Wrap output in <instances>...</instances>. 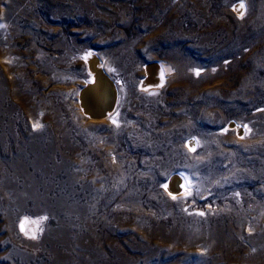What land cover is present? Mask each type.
<instances>
[{
  "label": "rangeland",
  "instance_id": "374dc122",
  "mask_svg": "<svg viewBox=\"0 0 264 264\" xmlns=\"http://www.w3.org/2000/svg\"><path fill=\"white\" fill-rule=\"evenodd\" d=\"M0 128V264H264V0H0Z\"/></svg>",
  "mask_w": 264,
  "mask_h": 264
},
{
  "label": "bare ground",
  "instance_id": "6f19581e",
  "mask_svg": "<svg viewBox=\"0 0 264 264\" xmlns=\"http://www.w3.org/2000/svg\"><path fill=\"white\" fill-rule=\"evenodd\" d=\"M163 69V68H162ZM164 73H165V70L163 71ZM162 72V73H163ZM94 75V77H95V74H93ZM163 75V74H162ZM91 79V78H90ZM93 79V78H92ZM96 79V78H95ZM102 81V80H101ZM102 85V84H101ZM105 88V87H104ZM104 88H101V96H99V97H97L96 96V99H97V101H98V106L99 107H101L100 109L101 110H103V108H104V105L106 106V105H108V104H111L112 105V107L111 108H113V106H114V103H115V99H116V92L115 91H113L112 90V93H113V96L112 95H110V93H109V91H110V89L108 90V89H104ZM93 90L94 91H96L97 90V87H96V83L95 84H93ZM93 99H94V97H93ZM117 100V99H116ZM94 101V100H93ZM99 109V110H100ZM109 111H111V110H109ZM107 115V114H106ZM5 125V124H4ZM235 125V124H234ZM2 127V126H1ZM1 129V128H0ZM2 131V130H1ZM3 134V133H2ZM6 137H8L7 135H6ZM9 139V138H8ZM11 141V140H10ZM4 145V144H3ZM4 148V147H3ZM11 148V147H10ZM8 152H9V150L8 149H6V150H4L3 151V154H8ZM48 153V152H47ZM47 155V154H46ZM45 155V156H46ZM4 157V156H3ZM12 157V156H11ZM5 159V158H4ZM10 165V164H9ZM10 167V166H9ZM7 169V168H6ZM5 174H6V172H5ZM31 175H33V174H31ZM26 176V175H25ZM16 177V176H15ZM27 177H28V175H27ZM34 177V176H33ZM9 178V177H8ZM14 178V177H13ZM10 179V178H9ZM30 179V178H29ZM12 180V179H11ZM15 180V179H14ZM176 180V179H175ZM31 181V180H30ZM9 182V181H8ZM36 182V181H35ZM15 183V182H14ZM13 183V184H14ZM17 183V182H16ZM174 183V182H173ZM176 183H177V180L175 181V185H176ZM9 184V183H8ZM18 185V184H17ZM34 185V184H33ZM29 186V185H28ZM18 188V187H17ZM36 188V187H35ZM16 189V188H15ZM37 189V188H36ZM35 190V189H34ZM173 192V191H172ZM184 192V191H183ZM27 193V192H26ZM23 194V193H22ZM21 194V195H22ZM33 194V193H32ZM24 195V194H23ZM36 199V198H35ZM38 199V198H37ZM41 199V198H40Z\"/></svg>",
  "mask_w": 264,
  "mask_h": 264
},
{
  "label": "water",
  "instance_id": "95a60500",
  "mask_svg": "<svg viewBox=\"0 0 264 264\" xmlns=\"http://www.w3.org/2000/svg\"><path fill=\"white\" fill-rule=\"evenodd\" d=\"M109 93H110V95H112L113 96V93H112V89H110V91H109ZM94 106H96V107H94V112H93V116L94 117H96V118H102L103 116H105L106 114H107V112L109 111V110H111L112 108V105L111 104H108V105H104V108H103V110H101L100 108L101 107H99L98 105H94ZM100 109V110H99Z\"/></svg>",
  "mask_w": 264,
  "mask_h": 264
},
{
  "label": "snow or ice",
  "instance_id": "6c2138e0",
  "mask_svg": "<svg viewBox=\"0 0 264 264\" xmlns=\"http://www.w3.org/2000/svg\"><path fill=\"white\" fill-rule=\"evenodd\" d=\"M241 7H243V4H241ZM34 127H40V125H34ZM190 194V193H189ZM176 197H173V199H175ZM200 215H203V213H200ZM23 227V226H22Z\"/></svg>",
  "mask_w": 264,
  "mask_h": 264
}]
</instances>
